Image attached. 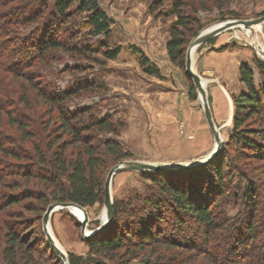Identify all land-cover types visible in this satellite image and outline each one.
<instances>
[{"label":"trees","instance_id":"trees-1","mask_svg":"<svg viewBox=\"0 0 264 264\" xmlns=\"http://www.w3.org/2000/svg\"><path fill=\"white\" fill-rule=\"evenodd\" d=\"M162 1L158 0V4ZM166 1L171 5L168 15H173L175 19L170 24L165 49L168 59L182 68L185 46L188 39L196 34L192 24L197 23L186 8L194 11V4H197L206 10L207 0ZM82 14L85 19H82ZM110 23L111 19L100 7L99 0H0V70L7 73L5 76L23 78L29 83L21 86L17 95L16 101L23 108H28L29 98L34 92L35 99H40L49 109L42 129L46 137L45 146L39 143L33 146L39 168L15 171L4 167L0 168V173L3 176L38 179V182L50 188V193L46 195L38 189H22L23 197L20 194L6 196L8 206L31 199L33 202L27 204L28 210L39 214L45 211L50 198L54 202H71L82 207L103 200L102 174L105 165H102V155L118 157L119 146L113 140L99 142L85 132H116V127L106 117H95L91 107L70 109L67 106V102L80 93L81 86H88L89 82L65 90L54 86L44 88L39 87L40 83L34 78L28 77L26 70L54 49L70 48L84 57L97 60L92 56L96 51L95 46L85 44L79 47L74 40L79 30L85 28L92 36L101 34L107 37ZM28 24L33 26L25 32H19L14 26ZM63 33H68V40L62 37ZM212 41L210 39L208 42ZM99 46L107 59L115 58L120 52L119 46L111 49L105 42L98 44L97 48ZM143 63L146 64V58ZM253 64L263 84L264 60L255 55ZM147 71L153 72L148 68ZM239 80L244 88L231 95V133L227 142L221 144L215 159L185 172L155 173L156 177H150L156 188L155 198L141 199L139 202L113 201L110 223L95 235L83 239L88 247L85 256L68 253L69 264H112L103 258L108 256L111 260L120 250L134 255L135 250L144 248V245H156L162 250L161 257L157 256L153 263L147 261V264H200L198 258L204 260L205 264H264V233H258L255 220L248 223L241 219L242 228L237 226L233 227L234 230L230 229L236 236L225 252H219L221 243H217L219 239L215 241V237H219L215 234L221 228L214 218V206L227 192L225 166L230 163L237 165L242 160L264 165V86L256 83L254 71L248 63L239 65ZM190 89L189 98L195 100L196 92L192 84ZM0 91L1 95H5L9 89L4 86ZM0 101V113L4 110L8 122L22 134L21 139H34L37 133L28 131L30 125L24 112L10 111L6 109L9 105L4 106ZM7 140L8 137L0 130L2 152L15 159L31 158L22 145L16 149L12 145L5 147ZM76 143L79 144L77 151L67 155L66 148ZM245 177L242 200L247 207L255 209L261 203V193H258L254 180L248 175ZM0 179L3 180L2 177ZM157 199H164L165 206L162 207ZM38 214H34L36 223L41 218ZM18 218L21 223L16 220L3 222V264H34L30 250L38 251L40 248V242L36 241L38 237L47 242L49 254L53 256L55 252L42 228L38 230L27 226L28 219L22 218V214ZM171 225L173 231L170 233ZM174 249L176 251H172ZM151 250V256L158 253L155 249ZM148 258L151 260L150 255Z\"/></svg>","mask_w":264,"mask_h":264},{"label":"rangeland","instance_id":"rangeland-1","mask_svg":"<svg viewBox=\"0 0 264 264\" xmlns=\"http://www.w3.org/2000/svg\"><path fill=\"white\" fill-rule=\"evenodd\" d=\"M158 3V0H99L100 7L111 19L109 35L107 37L101 34L92 36L85 28L79 30L80 33L74 40L79 47H84L85 44L95 46L96 51L92 56L97 60L93 61L70 48L68 50L54 49L26 70L28 77L34 78L40 83L38 86L44 88L54 86L65 90L89 82L88 86H81L80 93L72 97L67 102V106L70 109L91 107L95 117H106L116 127V132H85L87 135L96 137L99 142L113 140L119 146L118 157L102 155V165H105L102 174L104 180L108 171L122 160L185 164L196 161L210 152L214 137L204 117L199 93L192 79L185 72L186 49L197 35L219 23L236 19L250 20L264 15V0H207L206 10L198 7L197 4H194V11L186 8L187 13L197 19V23L192 24L196 34L188 39L181 68L168 59L165 49V43L169 38V27L175 19L173 15H168L170 2L163 0L161 4ZM82 16V19H85L84 14ZM14 26L19 32H25L33 25ZM62 37L68 40V33H63ZM211 39H213L211 44L225 41L233 47L249 48L253 57L256 55L264 60V22L258 26L226 30ZM208 41L197 46L192 54L193 70L203 80L206 79L205 76L215 77V73L208 74L201 71L202 56L207 52L210 44ZM101 42H105L111 49L119 46L120 52L113 59L105 58L102 47L97 48ZM144 58H146V64L143 63ZM147 68L153 72L147 71ZM252 69L255 78L260 77L254 66ZM5 73L0 70V89L5 86L12 93L9 94V91H6L5 95H1L0 91V100L4 106L9 105L6 109H11L10 111L24 112L30 125L28 131L37 133V136L34 139L22 140V134L8 122L3 110L0 113V130L8 137L5 147L12 145L16 149L22 145L31 158L15 159L0 150V168L6 167L15 171L27 168L38 169L39 164L33 146L37 143L45 146L46 137L42 129L47 121L49 109L40 99L39 101L35 99L32 91L28 108L18 104L16 100L21 86L29 83H26L23 78L5 76ZM262 78L264 82V77ZM191 84L195 88V100L189 98ZM263 84L260 83L261 87L264 86ZM233 86L227 89L230 97L238 93V85ZM204 89L214 122L219 128L221 144H224L231 133V123L225 126V117L218 116L217 106L214 104L215 95L212 94L215 92L212 82L206 81ZM221 108L227 110V104H222ZM13 116L16 117L15 113ZM78 146V143L69 145L66 148V154L76 152ZM232 153L231 150L230 154ZM236 164L230 163L225 166L224 183L227 192L225 197L219 198L214 206V218L221 228L215 234L219 236L215 237V241L219 239L217 243H221L219 252H225L236 236L230 229L237 226L243 227L239 222L241 219L248 223L255 220L258 233L261 235L264 233V165L247 160L238 161ZM245 175L254 180L258 193H261L259 196L261 203L255 209L247 207L242 200V192L246 186ZM0 177L3 178V180L0 179V209L3 207L0 210V264H3L1 259L5 233L3 222L16 220L17 223H21V217H18L22 214V218L28 219L27 226L38 230L40 227L43 230L45 212L38 214L29 211L27 204L33 202L31 199L8 206L6 196L20 194L23 197L22 189H38L47 195L50 193V188H46L43 182H38V179H26L18 175L3 176L1 173ZM150 177H156L155 172L125 170L115 173L110 185L112 203L113 201L134 202V200L155 198L156 188L151 183ZM47 197L50 198V195ZM157 201L162 207L166 204L164 199H157ZM52 203L55 202L50 198L49 205ZM84 209L88 217L86 229L93 230L101 223V215L104 212L103 200L91 206H85ZM34 214L41 217L38 223L34 222ZM49 221L48 226L52 232L49 233L66 255L73 253L70 247L74 245V242L83 243L85 251L78 255H86L88 247L82 239L81 225L76 216L68 209H57L53 211ZM172 225L169 226L170 233L173 231ZM36 241L41 245L38 251L30 250L34 264H62L55 251L53 256H50L47 242L45 243L40 237ZM151 249L157 250L158 253L151 256ZM80 250L79 248L78 251ZM45 251L48 252L45 253ZM161 251V248L156 245H144V248L135 250L134 255H128L120 250L111 260L108 256L103 259L112 264H147V261L153 263L157 256L161 257ZM149 255L151 260L148 258ZM197 261L200 264L206 263L201 258Z\"/></svg>","mask_w":264,"mask_h":264},{"label":"water","instance_id":"water-1","mask_svg":"<svg viewBox=\"0 0 264 264\" xmlns=\"http://www.w3.org/2000/svg\"><path fill=\"white\" fill-rule=\"evenodd\" d=\"M262 22H264V15H261L255 19L250 20H242V19H236L227 21L224 23H219V25H216L207 31L197 35L188 45L185 53V72L186 74L192 79V82L197 89L199 93V98L201 100V105L203 108L204 117L206 119V122L209 126V129L214 137V150L208 154V156L202 157L198 159L197 161H192L190 163L185 164H162V163H147L143 161L138 160H122L118 162L115 166H113L107 173L106 178L104 180V197H103V204H104V219L101 220V223L98 227H96L93 230H90L88 233H85L88 217L87 213L81 205L71 203V202H55L47 206L44 215H43V230L46 234L47 241L49 242L50 246L53 248V250L59 255L62 264H69L67 260V255L61 250V248L55 243L54 239L51 237V234L48 231V224H49V218L53 211L57 209H68L69 207H77L82 210L83 212V219L79 220L81 225V235L82 239H87L102 229H104L111 221L112 215H113V208H112V199L110 194V185H111V179L113 175L120 171L125 170H135V171H151L155 173L160 172H185L189 171L198 167H201L209 162H211L215 157L217 156L220 148L222 140L219 135V128L216 126L214 119L212 117V113L207 101L205 89L201 83V78L192 68L191 64V50L195 49L197 46L201 45L202 43L208 41L218 33H221L226 30H230L233 28L238 27H250L253 25H259Z\"/></svg>","mask_w":264,"mask_h":264},{"label":"crops","instance_id":"crops-1","mask_svg":"<svg viewBox=\"0 0 264 264\" xmlns=\"http://www.w3.org/2000/svg\"><path fill=\"white\" fill-rule=\"evenodd\" d=\"M241 63H248L251 67L254 66L251 49L246 47H233L225 43V41L222 43H210L207 52L202 56V73H215L214 79L205 76V80L208 82L211 81L213 84L215 92H212V94L215 95L214 98L216 101L214 104L217 106L219 117L224 116L226 118L229 111L233 110L232 99L227 89L233 88L234 84L238 85L237 92H240L244 88L242 82L239 80V65ZM256 83H262V79L256 77ZM222 104H227V110L221 108ZM73 244L70 247V251L76 254H83L85 251L83 243L74 242ZM79 248L81 249L80 251H78Z\"/></svg>","mask_w":264,"mask_h":264},{"label":"bare ground","instance_id":"bare-ground-1","mask_svg":"<svg viewBox=\"0 0 264 264\" xmlns=\"http://www.w3.org/2000/svg\"><path fill=\"white\" fill-rule=\"evenodd\" d=\"M217 25H219V24H217ZM255 26H258V25H255ZM193 51H194V49H192L191 50V64H192V61H193V58H192V54H193ZM193 68V67H192ZM201 83H202V85H203V87H205V81L203 80L202 81V79H201ZM213 117V116H212ZM231 117H232V111H229V113L227 114V116H226V118H225V123H224V125L225 126H229V124H230V121H231ZM219 135H220V132H219ZM220 138H221V135H220ZM214 147H215V144H213V146H212V148H211V150H210V152L209 153H211L213 150H214ZM208 153V154H209ZM208 154L207 155H205V156H208ZM204 156V157H205ZM197 161V160H196ZM68 210L74 215V216H76L79 220H82L83 219V212H82V210L81 209H79V208H77V207H69L68 208ZM102 219H104V212H102ZM48 231L50 232V233H52L51 232V230H50V228H49V226H48ZM89 232V230H85V233H88ZM61 248V247H60ZM62 249V248H61Z\"/></svg>","mask_w":264,"mask_h":264}]
</instances>
